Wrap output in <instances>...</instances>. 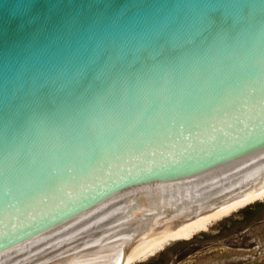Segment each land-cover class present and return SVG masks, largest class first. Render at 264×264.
Instances as JSON below:
<instances>
[{"label": "water", "instance_id": "water-1", "mask_svg": "<svg viewBox=\"0 0 264 264\" xmlns=\"http://www.w3.org/2000/svg\"><path fill=\"white\" fill-rule=\"evenodd\" d=\"M262 106L264 0H0V264H124L263 194Z\"/></svg>", "mask_w": 264, "mask_h": 264}, {"label": "rangeland", "instance_id": "rangeland-1", "mask_svg": "<svg viewBox=\"0 0 264 264\" xmlns=\"http://www.w3.org/2000/svg\"><path fill=\"white\" fill-rule=\"evenodd\" d=\"M133 264H264V198Z\"/></svg>", "mask_w": 264, "mask_h": 264}, {"label": "bare ground", "instance_id": "bare-ground-1", "mask_svg": "<svg viewBox=\"0 0 264 264\" xmlns=\"http://www.w3.org/2000/svg\"><path fill=\"white\" fill-rule=\"evenodd\" d=\"M264 198V193L247 201L244 202L236 207H233L225 212H222L220 214H217L215 216H212L208 219H205L201 222H198L192 226H189L181 231H178L176 233H174L173 235L169 236L168 238L162 240L161 242L155 244L154 246L148 248L146 251H144L143 253H141L140 255H138L137 257H135L134 259L124 263V264H133L135 262L140 261L143 258H147L157 252H159L160 250H162L168 243L173 242V241H179V240H185V239H189L191 238L194 234H196L199 231H203L204 229H206L209 225H211L214 221L220 220L223 217H227L232 215L234 212H236L239 209H242L252 203H255L257 201H259L260 199Z\"/></svg>", "mask_w": 264, "mask_h": 264}, {"label": "snow or ice", "instance_id": "snow-or-ice-1", "mask_svg": "<svg viewBox=\"0 0 264 264\" xmlns=\"http://www.w3.org/2000/svg\"><path fill=\"white\" fill-rule=\"evenodd\" d=\"M248 107H250L251 109L255 110L256 106L255 105H248ZM260 111L261 112H264V106H262L260 108ZM236 119H239V117H236ZM262 119H264V117H262ZM218 131V128L213 125L212 126V129H211V132L209 133H201L200 135H198L196 138H200V137H203V136H207L208 138V141L210 142H218L219 141V138L215 136V132ZM189 139H192L191 137H189ZM173 155H176V154H173ZM172 163H180L181 161L178 160V159H173L171 161Z\"/></svg>", "mask_w": 264, "mask_h": 264}]
</instances>
